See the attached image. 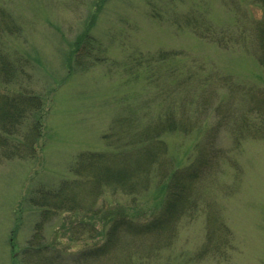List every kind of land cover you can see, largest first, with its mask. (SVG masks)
Here are the masks:
<instances>
[{"label":"rangeland","instance_id":"1","mask_svg":"<svg viewBox=\"0 0 264 264\" xmlns=\"http://www.w3.org/2000/svg\"><path fill=\"white\" fill-rule=\"evenodd\" d=\"M98 1L0 0V53L22 66L24 73L17 80L43 96L40 137L32 145L33 156L0 160V264H264V140L241 138L236 143L229 135L231 126L245 123L242 120L250 108H255L247 118L250 126L264 129L261 103L246 94L230 103L218 99L207 80L186 77L193 70L184 68L183 63H202V74L214 73L213 66L221 74L230 72L236 75L234 80L240 79L236 84L244 90L246 86L264 88L258 77L260 67L243 49H251L250 41L255 43L253 21L261 16L259 1L106 0L100 12L96 11ZM153 8L159 11L157 19L150 16ZM191 10L195 17L205 16L211 30L198 23L180 28L172 24L174 15ZM88 24L99 41L101 61L86 66L84 60L79 68L69 71V47ZM159 50L187 56L157 61L154 54L150 62L147 55ZM137 59L148 65L134 66V74L140 72L136 78L123 65ZM152 73L154 78L149 80ZM6 87L19 88L18 83ZM187 87L193 88L191 93ZM52 88L56 90L50 93ZM138 90L151 98L152 106L145 111L148 118L154 120L170 105L178 119L191 125L190 135L174 132L163 136L164 161L182 159L180 165L189 164L199 131L217 128L213 147L223 153L225 161H215V150L208 152L212 169L196 191V210L174 223L171 233L168 229L165 235L146 242L127 237L120 249L115 250L114 245L104 255L81 254L102 243L101 233L108 226L88 215L83 227L74 228L68 220L83 216L63 212L47 218L35 232L34 226L42 218L33 213L40 210L38 206L29 202L33 186L40 185L45 192L58 187L77 177L74 169L65 170L64 166L79 152L111 149L109 141L102 139L116 119L111 110L128 111L131 103L140 106L141 97L135 95ZM226 94L225 88L219 93L223 98ZM206 103L207 107L202 105ZM180 104L187 105L185 114ZM135 111L147 118L143 108ZM32 121L31 116L29 123ZM27 131L23 129V134ZM148 196L151 193L142 190L127 195L101 191L94 206L109 202L111 207L116 204L141 217L148 211L144 205ZM32 233L40 237L36 243L31 240ZM135 243L144 250L136 251L128 262V247Z\"/></svg>","mask_w":264,"mask_h":264},{"label":"trees","instance_id":"2","mask_svg":"<svg viewBox=\"0 0 264 264\" xmlns=\"http://www.w3.org/2000/svg\"><path fill=\"white\" fill-rule=\"evenodd\" d=\"M257 1L260 3L261 16L253 21V27L257 33L256 40L253 43L248 39L253 46L251 49L247 47L243 49H245V56L248 55L249 58H253L260 67L261 72L258 77L264 83V0ZM105 2L106 0H99L96 11L100 12ZM165 6L169 9L168 4ZM152 10L155 12L150 16L157 19L159 11H156L155 8ZM166 11L170 12L167 9ZM191 12L192 10L181 16L174 15L171 19L172 24L180 28L191 26V24L196 26L198 23L206 26L207 30H211L205 16L195 17ZM93 16L94 13L91 17V24L94 23ZM177 16L180 18L179 22L176 20ZM90 31L91 25L88 24L69 47L66 63L69 71H72L73 67L79 68L84 60L86 66L92 65L90 63H95V61H101V57L97 54L100 46L99 41L94 38ZM228 32L232 31L229 30ZM220 39H222V35L219 37L218 43H220ZM152 53L147 55L148 58H151L150 62H152L154 54H156L155 60L157 61L178 57L179 55L187 56L183 53L161 50ZM136 61V63H133V61L132 63L127 62L128 64L123 65V68L124 70H130L131 76L137 78L140 72L137 71L135 75L134 66H147L148 62L141 65L140 59ZM183 63L186 65L184 68L193 70L186 77L193 75L207 80L216 92V96L218 95V99L230 103L232 99H235L234 97H242L246 94L253 101L256 100V103H261L260 110L264 111V88L258 87L254 90L248 89L246 86L244 90L236 84L240 79L234 80L233 76L236 75H231L230 72L224 73L222 71L221 74V70L213 66L214 73L207 71V74H202L199 72V70L203 71L202 63L201 65L184 61ZM23 73L20 64L16 63L14 59L8 58L7 55L0 53V160L13 157L27 159L33 156L34 149L32 145L40 137V114L43 107V96L28 90L23 83L17 80ZM146 73L147 70L143 72L144 76H146ZM68 74L66 73L65 76H68ZM153 78L154 73L148 76L149 80ZM217 81L224 86L217 84ZM16 83H18V90L6 87V85ZM224 88L227 94L223 98L220 97L219 93ZM163 89L165 90L164 87ZM192 89V87H187V93H191ZM55 90L56 88H52L50 93ZM135 92L137 97H141L139 101L140 106L143 107H134L136 103L133 102L134 104L129 105L128 111L119 108L111 110L116 119L110 128L111 131L102 136V139L109 141L111 149L105 151L87 149L79 152L69 165L64 166L65 170L74 169L73 172L77 177L68 179L58 187H53L45 192L35 182L38 186H33L31 191L34 193L40 192V195L29 193L31 195L29 202L33 206H38L40 210L37 211L36 208L33 213L42 218L34 226L35 232L42 228L40 224L47 218L58 216L63 212L70 215L79 213L83 216L82 218L79 215L73 216L72 220H68L74 228L83 227L85 220H87L85 215H88L94 220H99L103 227L108 226L101 233L102 243L92 249L85 250L81 254L90 256L100 253L104 255L108 254L109 248L114 245L115 250L120 249L121 241L127 237L133 238V236H136V239L141 240V242H146L147 238L151 237L157 239L163 233L165 235L174 223L182 221L185 216L191 215L196 210L195 205H198L197 198H195L196 191L199 189L202 177L212 169V163L208 162L207 154L212 149L215 150L213 143H216L217 138V131L214 130L216 127L211 126L210 129L199 131L195 144L189 153L191 159L189 164L180 165L182 159H178L177 162L174 160L166 161V159L164 161L161 156L166 149L162 139L163 136L174 132L190 135L191 125H187L185 119H178L173 106L170 105L164 107V113H161L158 117L155 116L154 120L148 118L145 111L152 106L151 98L141 95L139 90ZM165 95L167 93L163 97ZM155 97H158V94ZM180 105L184 109L182 113L185 114L187 105ZM202 105L207 107V103ZM135 108H143L142 114L147 118L139 117ZM242 108H244V105H242ZM251 111H255V108L248 109L246 120H242L245 123L236 127L235 125L231 126L232 131L229 130V135L235 137L236 143H239L241 138L264 140L263 127L254 128L250 126L247 118ZM31 116L34 117V121L30 124L29 118ZM198 120L202 119L198 118ZM219 125L218 121L217 127ZM23 129L28 130L26 134H23ZM215 156L218 159L214 158L215 161H225V156L221 151H216ZM153 165L157 166L156 169H153ZM159 168L161 173H159ZM107 190L112 192V195L117 191L125 195L138 193L140 190L151 193V196H148L145 201L146 204H144L148 205V211L143 212V216L139 217L138 213L134 212L132 214L125 207L116 204L111 207L112 204L109 202H103L101 206L95 208L96 197L101 191L105 192ZM205 218L208 219V215H205ZM32 234L31 240L36 243L40 237L35 236L34 233ZM107 245L109 247L106 249ZM128 248L131 250L128 262L136 251L144 250L139 249L136 243ZM146 248L148 249L147 246Z\"/></svg>","mask_w":264,"mask_h":264}]
</instances>
